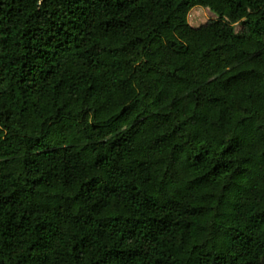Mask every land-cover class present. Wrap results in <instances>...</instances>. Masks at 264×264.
<instances>
[{
  "label": "trees",
  "instance_id": "16d2710c",
  "mask_svg": "<svg viewBox=\"0 0 264 264\" xmlns=\"http://www.w3.org/2000/svg\"><path fill=\"white\" fill-rule=\"evenodd\" d=\"M0 264H264V0H0Z\"/></svg>",
  "mask_w": 264,
  "mask_h": 264
},
{
  "label": "rangeland",
  "instance_id": "374dc122",
  "mask_svg": "<svg viewBox=\"0 0 264 264\" xmlns=\"http://www.w3.org/2000/svg\"><path fill=\"white\" fill-rule=\"evenodd\" d=\"M188 24L196 28L200 25H208L222 32H228L231 29L239 31L241 26L239 24L230 26L220 21L214 14H212L208 8L203 6L193 7L187 14Z\"/></svg>",
  "mask_w": 264,
  "mask_h": 264
}]
</instances>
